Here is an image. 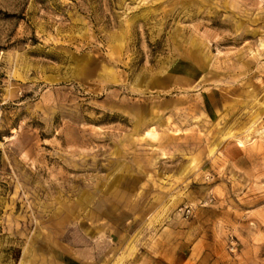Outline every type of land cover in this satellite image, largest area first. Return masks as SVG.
Masks as SVG:
<instances>
[{
  "label": "rangeland",
  "instance_id": "obj_1",
  "mask_svg": "<svg viewBox=\"0 0 264 264\" xmlns=\"http://www.w3.org/2000/svg\"><path fill=\"white\" fill-rule=\"evenodd\" d=\"M0 264H264V0H0Z\"/></svg>",
  "mask_w": 264,
  "mask_h": 264
},
{
  "label": "built area",
  "instance_id": "obj_2",
  "mask_svg": "<svg viewBox=\"0 0 264 264\" xmlns=\"http://www.w3.org/2000/svg\"><path fill=\"white\" fill-rule=\"evenodd\" d=\"M179 210L183 213L184 216H188L190 214V207L187 205L180 206Z\"/></svg>",
  "mask_w": 264,
  "mask_h": 264
},
{
  "label": "crops",
  "instance_id": "obj_3",
  "mask_svg": "<svg viewBox=\"0 0 264 264\" xmlns=\"http://www.w3.org/2000/svg\"><path fill=\"white\" fill-rule=\"evenodd\" d=\"M149 252L153 255V256H155V257H159L153 250H149Z\"/></svg>",
  "mask_w": 264,
  "mask_h": 264
}]
</instances>
